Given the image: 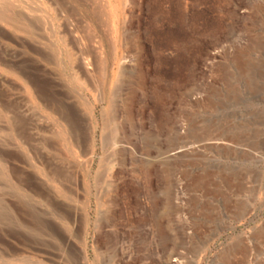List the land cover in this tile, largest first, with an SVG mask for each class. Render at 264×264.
<instances>
[{
    "label": "rangeland",
    "instance_id": "rangeland-1",
    "mask_svg": "<svg viewBox=\"0 0 264 264\" xmlns=\"http://www.w3.org/2000/svg\"><path fill=\"white\" fill-rule=\"evenodd\" d=\"M0 7V264H264V0Z\"/></svg>",
    "mask_w": 264,
    "mask_h": 264
},
{
    "label": "bare ground",
    "instance_id": "bare-ground-1",
    "mask_svg": "<svg viewBox=\"0 0 264 264\" xmlns=\"http://www.w3.org/2000/svg\"><path fill=\"white\" fill-rule=\"evenodd\" d=\"M5 15H6L5 9L0 7V17L4 18ZM12 18L13 17H11V19ZM97 90H98V88H97ZM93 92H94V90H93ZM116 116H117V111L116 110L113 111L112 109H108L105 112L104 120H105L106 128H105V130L103 129L104 130V135H105L103 137H105L104 138L105 140L108 138L107 140H110L111 142H113V144H115L117 146L118 143L120 142L118 140V138H119L118 137L119 127L113 126L115 124V117ZM58 117L60 118V123H58L59 126H57V128H56V133L57 134L55 136V142L57 141L56 142V146L60 148V151L66 153V154L70 153L69 155H71V154L72 155L75 154L77 156L79 154H83V156L89 155V149H87L88 148L87 145L89 144V135H88L89 133H88L87 128H85L84 131L82 132V130L80 129L82 126L79 128L77 125L76 126L72 125L71 121H69V119H67L64 115L63 116H58ZM176 149H178L177 153H179V155H180V153L185 148L184 147H179V148H176ZM54 181H57V179H54ZM63 188H65V187L63 186ZM66 190H64V191L66 193H68L67 191H69V190H67V191Z\"/></svg>",
    "mask_w": 264,
    "mask_h": 264
}]
</instances>
